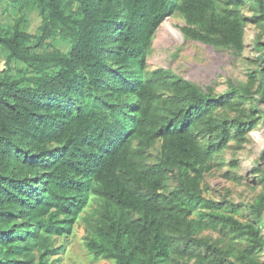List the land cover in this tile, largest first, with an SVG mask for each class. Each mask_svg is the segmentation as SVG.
I'll use <instances>...</instances> for the list:
<instances>
[{"label": "trees", "instance_id": "1", "mask_svg": "<svg viewBox=\"0 0 264 264\" xmlns=\"http://www.w3.org/2000/svg\"><path fill=\"white\" fill-rule=\"evenodd\" d=\"M12 2L37 8L42 22L40 35L24 29V13L0 25L8 58L28 66L0 76V264H52L61 248L48 237L71 234L92 195L100 209L86 248L115 264H232L228 250L196 235L220 225L248 238L247 253L264 249V193L249 204L254 221L244 222L201 186L215 154L257 122L217 118L224 95L147 69L157 28L176 13L186 36L242 51L239 0L221 8L218 0ZM252 2L263 20L264 0ZM56 36L68 49H33L35 39L43 46ZM158 140L161 156L148 163ZM172 175L178 183L167 191Z\"/></svg>", "mask_w": 264, "mask_h": 264}, {"label": "rangeland", "instance_id": "2", "mask_svg": "<svg viewBox=\"0 0 264 264\" xmlns=\"http://www.w3.org/2000/svg\"><path fill=\"white\" fill-rule=\"evenodd\" d=\"M220 8L233 6L238 0H218ZM239 10L246 18L245 47L238 51L231 46H221L196 40L186 36L181 27L186 19L179 13L170 15L157 28L152 51L148 55L149 71L164 67L176 75L189 79L218 99L224 95L225 103L215 110L220 119L241 117L254 119L257 126L250 130L244 141L231 139L228 145L210 160L211 169L202 180V194L211 199L224 202L227 212L235 214L244 222H253L254 215L249 204L264 193V19L257 20L258 7L252 0H239ZM23 14V27L40 35L41 15L37 8L30 7L20 11L12 0H4L0 5V25L11 27L16 17ZM33 49L50 51L68 49L69 43L59 36L49 37L38 45L35 39ZM28 68L21 60L9 59L7 51L0 46V76L10 74L22 76ZM29 70V69H28ZM231 96V101L226 100ZM201 139L207 143L209 135ZM162 140L148 149L147 162H157L161 156ZM177 178L172 175L166 190L177 186ZM100 199L92 195L89 204L81 212L69 235L48 237L50 247H60L59 254L48 256L52 264H115L111 259L96 257L86 248L91 224L99 216ZM230 203L237 209L231 211ZM202 210H207L203 208ZM197 218L198 214H193ZM264 217V211H263ZM206 236L229 252L232 264H264V249L247 253L248 238L234 232L230 227H209L196 233ZM35 257L39 251L33 252ZM253 259H257L255 262ZM19 257H25L20 254ZM188 264L194 259L185 258Z\"/></svg>", "mask_w": 264, "mask_h": 264}]
</instances>
